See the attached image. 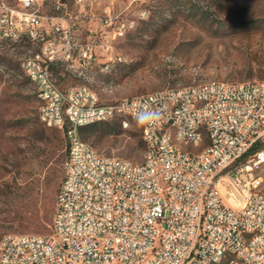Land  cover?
<instances>
[{"label":"built area","instance_id":"obj_1","mask_svg":"<svg viewBox=\"0 0 264 264\" xmlns=\"http://www.w3.org/2000/svg\"><path fill=\"white\" fill-rule=\"evenodd\" d=\"M49 1L0 0V76L8 80L2 58L15 61L29 41L34 58L23 64L33 65L40 118L63 130L69 146L53 234L5 235L0 264H218L232 252L241 264H264V194L254 173L264 151L243 160L264 127V81L192 83L104 103L90 85L120 62L113 42L148 9L134 18L112 0L98 15L102 0H72L80 8L72 15L65 0H53L55 14L47 15ZM80 22L88 23L85 40ZM59 67L80 85L63 88ZM124 113L144 119V142L154 146L141 163L103 156L80 134ZM197 130L209 131L202 153L173 143L182 135L196 145Z\"/></svg>","mask_w":264,"mask_h":264},{"label":"rangeland","instance_id":"obj_2","mask_svg":"<svg viewBox=\"0 0 264 264\" xmlns=\"http://www.w3.org/2000/svg\"><path fill=\"white\" fill-rule=\"evenodd\" d=\"M65 1L70 14H79L72 0ZM111 3L102 0L96 6L98 15ZM141 8L148 9L149 16L113 42L121 61L107 73L98 72L97 83L90 85L102 102L205 80L264 81V0H152L131 6L129 0L116 2L117 12L134 18ZM46 14H55L53 0ZM76 31L85 36L88 24L78 23ZM2 64L10 68L2 72L8 74L7 81L0 76V241L7 234L50 236L68 140L63 130L42 122L36 86L17 62L2 58ZM54 72L66 88L81 83L64 67ZM124 119L96 123L84 132V141L103 156L141 163L147 151L143 125ZM260 140L264 143V127ZM207 144L205 140L199 147H184L197 153ZM254 173L262 179L264 194V163Z\"/></svg>","mask_w":264,"mask_h":264},{"label":"bare ground","instance_id":"obj_3","mask_svg":"<svg viewBox=\"0 0 264 264\" xmlns=\"http://www.w3.org/2000/svg\"><path fill=\"white\" fill-rule=\"evenodd\" d=\"M21 48H24V49H23V51H21L19 53V55H15V61L17 62L18 66L24 71V74L26 73V75L30 78V80H32L33 65H25V67H24L23 63H27V62H29V60L31 58H34V49L31 48V44H29V41H21ZM119 60L121 61V58H119ZM9 66L10 65H8V67H7V65L2 64V72H5L6 70H8V68H10ZM107 72H109V71H102V73H107ZM11 75H13V74H11ZM11 75L9 74V76H11ZM94 82H96V81H92V84ZM217 83H218V81H216V80H205V81H202L199 83H194V84L196 86H198V88H207L211 84H217ZM225 83H228V82H225ZM33 84L36 86V83H33ZM93 92H96V91L93 90ZM117 101L128 102V98L122 99V100H115V101L113 100L112 102H109V103H115ZM41 102H42V99H41ZM41 111H42V105L40 108V115H41ZM114 118H117V117H112V119H114ZM124 118L137 119V120H139V122L144 127V119H138L136 114L124 113ZM128 126H129V124H128ZM205 140H207L209 143V131L197 130L196 145H194V146H197V147L201 146ZM173 143L177 146H184L185 145V138L182 135H175V136H173ZM200 153H202V151L197 152V153L188 151V155H198ZM146 154H154V146H147ZM1 253H2V245H1V241H0V255H1ZM218 264H241L240 252L226 253V257L223 259H219Z\"/></svg>","mask_w":264,"mask_h":264},{"label":"trees","instance_id":"obj_4","mask_svg":"<svg viewBox=\"0 0 264 264\" xmlns=\"http://www.w3.org/2000/svg\"><path fill=\"white\" fill-rule=\"evenodd\" d=\"M96 124V123H95ZM95 124H91V125H88V126H85V127H82L81 129H80V134H81V136H82V138H83V134H84V132L87 130V129H90V128H93L94 126H95ZM83 140H84V138H83ZM69 148V146H68V144H67V155H68V149ZM263 149H264V143H263V141L262 140H258L253 146H252V148L250 149V151L248 152V154L244 157V159L243 160H246L249 156H251V155H253V154H255V153H257V152H259V151H263ZM59 192V191H58ZM58 195V194H57Z\"/></svg>","mask_w":264,"mask_h":264},{"label":"crops","instance_id":"obj_5","mask_svg":"<svg viewBox=\"0 0 264 264\" xmlns=\"http://www.w3.org/2000/svg\"><path fill=\"white\" fill-rule=\"evenodd\" d=\"M88 24V23H87ZM92 25H97V21L95 22V21H93L92 22ZM77 32V34L79 35V37H80V39H82V40H85V39H87V35H88V32H86V35L84 36V35H82L80 32H78V31H76ZM62 84V86H63V88H66V87H64V84L65 83H61ZM66 89H68V88H66Z\"/></svg>","mask_w":264,"mask_h":264}]
</instances>
